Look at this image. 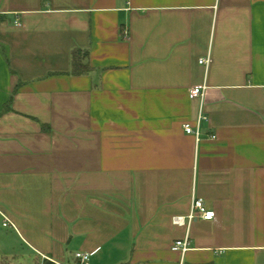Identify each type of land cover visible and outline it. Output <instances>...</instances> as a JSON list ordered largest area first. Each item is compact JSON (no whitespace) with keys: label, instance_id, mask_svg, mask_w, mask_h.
I'll return each mask as SVG.
<instances>
[{"label":"crops","instance_id":"crops-1","mask_svg":"<svg viewBox=\"0 0 264 264\" xmlns=\"http://www.w3.org/2000/svg\"><path fill=\"white\" fill-rule=\"evenodd\" d=\"M79 252L264 264V0H0V264Z\"/></svg>","mask_w":264,"mask_h":264},{"label":"built area","instance_id":"built-area-1","mask_svg":"<svg viewBox=\"0 0 264 264\" xmlns=\"http://www.w3.org/2000/svg\"><path fill=\"white\" fill-rule=\"evenodd\" d=\"M200 65L205 66L206 68L209 67V64L211 63L210 58L201 59ZM207 86L204 85L202 87H195L190 90V98L191 99H200L201 100V106L198 118L196 120V126H192L191 124H186L184 126L185 132L189 135H194L197 139L200 135V125L203 121H207L208 117L204 112V98L206 94ZM212 138H216L215 136H212ZM203 219V220H213L215 218V212L207 210L203 200L201 199H193L190 214L186 217H175L173 219V223L178 226H186L190 227L191 224L196 219ZM4 226H8V222L4 224ZM172 250L179 252L184 257L186 253L190 250V240L188 237H186L183 240L176 241L173 246ZM75 258L79 261V264H89L90 256L88 253L79 252L76 253Z\"/></svg>","mask_w":264,"mask_h":264},{"label":"trees","instance_id":"trees-1","mask_svg":"<svg viewBox=\"0 0 264 264\" xmlns=\"http://www.w3.org/2000/svg\"><path fill=\"white\" fill-rule=\"evenodd\" d=\"M84 57H85V54H83V52H81V50H75L73 52V66H74V68H76L77 65L79 63H81V60ZM44 264H57V263L49 261V260H45Z\"/></svg>","mask_w":264,"mask_h":264}]
</instances>
